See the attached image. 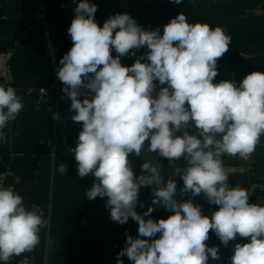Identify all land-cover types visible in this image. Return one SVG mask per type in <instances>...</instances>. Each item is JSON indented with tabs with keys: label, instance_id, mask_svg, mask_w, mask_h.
Instances as JSON below:
<instances>
[{
	"label": "clouds",
	"instance_id": "obj_1",
	"mask_svg": "<svg viewBox=\"0 0 264 264\" xmlns=\"http://www.w3.org/2000/svg\"><path fill=\"white\" fill-rule=\"evenodd\" d=\"M96 11L88 0L76 3L67 30L73 46L60 59L57 78L71 101V119L82 122L70 151L78 176L95 177L87 198L107 197L113 222L123 225L131 218L139 225L137 238L126 232L117 264H123L124 256L133 264H209V256L220 258L219 248L205 243L210 230L225 246L237 234L250 238L235 244L231 264H264V206L249 203L254 189L228 185L221 159L248 158L264 134V73L251 72L238 86L227 80L213 83L218 58L231 44L219 26L190 24L180 13L161 35L159 28L146 30L128 14L110 16L100 27ZM142 47L147 51L134 64L121 63ZM157 85L162 86L158 92ZM22 110L15 89L0 85V143L7 141L3 129ZM53 118L59 119L58 114ZM145 148L170 164L181 157L187 160V168H176L184 185L180 191L203 193L218 210L209 217L191 199L178 200L176 180L165 183L161 168L151 161L141 164L136 177L128 157L142 156ZM66 168L61 164L58 171L64 174ZM153 185L152 205L169 210L167 219H145L153 207L143 216L136 211L139 189ZM42 223L18 192L0 187V261L32 251Z\"/></svg>",
	"mask_w": 264,
	"mask_h": 264
},
{
	"label": "crops",
	"instance_id": "obj_2",
	"mask_svg": "<svg viewBox=\"0 0 264 264\" xmlns=\"http://www.w3.org/2000/svg\"><path fill=\"white\" fill-rule=\"evenodd\" d=\"M88 2L97 6L94 19L100 27L110 16L128 14L142 28H159L162 35L164 26L180 13L190 24L199 22L212 28L221 27L231 37V44L218 58L214 84L227 80L235 81L238 86L249 73H264V0H183L181 4L171 0ZM76 3L73 0H0V50L13 52L14 81L9 86L23 103L17 119L3 129L7 141L0 143V171L8 174L4 188L12 187L23 197L26 208L37 210L43 219L39 244L32 251L0 264H17L24 258L28 264H117V254L126 243V232L133 238L139 235L138 222L131 218L123 225L111 220L107 197L87 198L85 193L95 177L78 176L75 154L70 151L78 142L82 122L71 119L75 113L70 111L71 101L63 92L57 70L60 59L73 46L67 30ZM146 51L143 47L135 50V56L122 57L121 63L131 66ZM112 55H117L114 50ZM0 85L9 87L1 81ZM160 87L157 85V92ZM53 114H58L59 119H54ZM188 131L195 134L194 129ZM128 158L136 177L141 174V164L151 161L161 168L165 183L176 180L178 200L191 199L209 217L218 210L219 206L209 204L203 193L193 196L191 191H180L184 185L176 168L188 167L183 157L173 159L170 164L168 158L149 153L145 148L142 156L132 153ZM221 159L229 177L228 185L254 189L249 203L264 206V134L248 162L239 155H224ZM61 164L67 166L64 174L58 171ZM153 187L139 189L136 211L143 216L153 207L145 219H167L172 214L169 210L152 205ZM249 240L237 234L225 246L210 230L205 243L208 247H218L220 258L213 260L209 256V264H231L235 244ZM121 259L123 264H133L127 256Z\"/></svg>",
	"mask_w": 264,
	"mask_h": 264
},
{
	"label": "built area",
	"instance_id": "obj_3",
	"mask_svg": "<svg viewBox=\"0 0 264 264\" xmlns=\"http://www.w3.org/2000/svg\"><path fill=\"white\" fill-rule=\"evenodd\" d=\"M12 51H2L0 50V81L9 86L14 81V73L12 70ZM44 92V89L41 90ZM82 93H87L88 90L81 89ZM94 95V94H92ZM84 95H81L79 99H83ZM246 162L250 160V156L248 158H243ZM1 161V159H0ZM8 174L6 172L0 171V187H4ZM17 264H28L27 259H21L17 261Z\"/></svg>",
	"mask_w": 264,
	"mask_h": 264
}]
</instances>
